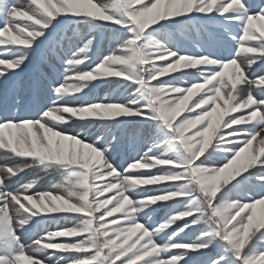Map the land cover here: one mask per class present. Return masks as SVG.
<instances>
[{"label": "snow or ice", "instance_id": "1", "mask_svg": "<svg viewBox=\"0 0 264 264\" xmlns=\"http://www.w3.org/2000/svg\"><path fill=\"white\" fill-rule=\"evenodd\" d=\"M0 150V264H264V0H0Z\"/></svg>", "mask_w": 264, "mask_h": 264}, {"label": "rangeland", "instance_id": "2", "mask_svg": "<svg viewBox=\"0 0 264 264\" xmlns=\"http://www.w3.org/2000/svg\"><path fill=\"white\" fill-rule=\"evenodd\" d=\"M24 0H17V3H20L21 5L23 4ZM28 3V1L26 2V4ZM109 47V43L107 40H105V42L103 43V46H102V51L103 52H106L107 49ZM251 55V54H249ZM255 67V66H254ZM261 74V72L259 73ZM103 94V93H101ZM127 159H130V153L129 151L124 148V149H121L120 150V156L117 158V163H121L122 160H127ZM36 171H39V170H36ZM43 173H41L39 171L38 175H30L26 181H22L23 182H27V181H30L32 179H39L40 176H42ZM61 182L60 178L57 177L55 179L51 178V177H46L44 180H42L40 182L39 185H37V187L35 189H33L32 191H44V190H49V189H52L53 188V185L55 183H59ZM13 185L10 184V187H12ZM54 190V189H53ZM110 195V194H109ZM71 225L70 224H61L60 227H70ZM56 226H52V229H55ZM24 243L27 245V244H30L31 243V240L29 239H24Z\"/></svg>", "mask_w": 264, "mask_h": 264}, {"label": "bare ground", "instance_id": "3", "mask_svg": "<svg viewBox=\"0 0 264 264\" xmlns=\"http://www.w3.org/2000/svg\"><path fill=\"white\" fill-rule=\"evenodd\" d=\"M28 0H24V2H23V4L22 5H26V2H27ZM20 4V3H19ZM3 154V152H2V150H0V155H2ZM18 162V161H17ZM0 163H3L2 161H0ZM38 173H39V171H32V172H30L28 175H25V177H24V181H26L27 180V178L30 176V175H38Z\"/></svg>", "mask_w": 264, "mask_h": 264}, {"label": "trees", "instance_id": "4", "mask_svg": "<svg viewBox=\"0 0 264 264\" xmlns=\"http://www.w3.org/2000/svg\"><path fill=\"white\" fill-rule=\"evenodd\" d=\"M168 77H166V78H164V79H167ZM262 211H264V210H262L261 208H257V214H258V216L261 214V212ZM109 219H111V218H109ZM179 223V222H178ZM76 239H78V238H76Z\"/></svg>", "mask_w": 264, "mask_h": 264}]
</instances>
